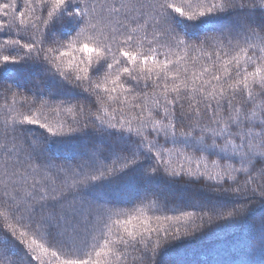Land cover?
Returning <instances> with one entry per match:
<instances>
[{"label": "snow or ice", "instance_id": "1", "mask_svg": "<svg viewBox=\"0 0 264 264\" xmlns=\"http://www.w3.org/2000/svg\"><path fill=\"white\" fill-rule=\"evenodd\" d=\"M257 209L264 0H0V264H184Z\"/></svg>", "mask_w": 264, "mask_h": 264}, {"label": "trees", "instance_id": "2", "mask_svg": "<svg viewBox=\"0 0 264 264\" xmlns=\"http://www.w3.org/2000/svg\"><path fill=\"white\" fill-rule=\"evenodd\" d=\"M187 190L189 194H195L193 187ZM262 214L264 209H257L247 221L212 226L196 237L178 242L173 245L178 259L184 264H244L246 258L241 255V250L253 240L259 228L258 218ZM2 237L0 233V239Z\"/></svg>", "mask_w": 264, "mask_h": 264}]
</instances>
